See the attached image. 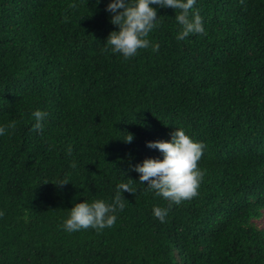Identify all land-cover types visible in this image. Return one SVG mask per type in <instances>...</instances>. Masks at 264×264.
<instances>
[{
    "label": "trees",
    "instance_id": "obj_1",
    "mask_svg": "<svg viewBox=\"0 0 264 264\" xmlns=\"http://www.w3.org/2000/svg\"><path fill=\"white\" fill-rule=\"evenodd\" d=\"M106 3L0 0V123L16 121L0 136V264H264V0H197L205 31L183 40L158 7L159 49L127 59L104 44ZM175 127L203 143V177L160 221L169 201L130 165L162 158L145 142ZM127 177L111 227L64 230L73 203L111 202Z\"/></svg>",
    "mask_w": 264,
    "mask_h": 264
},
{
    "label": "clouds",
    "instance_id": "obj_2",
    "mask_svg": "<svg viewBox=\"0 0 264 264\" xmlns=\"http://www.w3.org/2000/svg\"><path fill=\"white\" fill-rule=\"evenodd\" d=\"M196 2L197 0H107L106 11L110 13L111 23L118 28L108 33L104 44L109 46L113 53H120L125 59L134 57L138 49L148 48L150 45L153 51L158 50L159 44L151 42L148 38L149 33L158 24V7L174 9V19L179 25L175 37L177 40H183L193 33H203L205 31L203 17L199 9L194 8ZM31 115L34 118L32 128L42 131L44 127L42 121L47 112L36 108ZM15 127V120L0 123V136L5 133L11 134ZM122 139L130 142L133 134L127 133V137ZM145 143L148 147L158 149L162 158L146 157L131 164L130 167L139 174L136 180L146 181L144 185L149 190H154L155 195L169 201L167 207L160 205L152 207V214L160 221H164L173 203L179 204L182 200L197 194L203 177V170L199 168L198 161L204 146L201 141L190 138L182 127H175L170 132L168 140H148ZM72 151L69 144L66 152L71 155ZM133 181L134 179L127 177L126 181L118 182L111 202L93 198L73 203L63 220L64 230L71 232L88 227L97 230L111 227L117 219V211L125 206L122 190L130 193L137 190L133 186ZM66 182L68 181H58L56 185Z\"/></svg>",
    "mask_w": 264,
    "mask_h": 264
},
{
    "label": "rangeland",
    "instance_id": "obj_3",
    "mask_svg": "<svg viewBox=\"0 0 264 264\" xmlns=\"http://www.w3.org/2000/svg\"><path fill=\"white\" fill-rule=\"evenodd\" d=\"M256 223L259 227L264 228V210L262 216L256 220Z\"/></svg>",
    "mask_w": 264,
    "mask_h": 264
}]
</instances>
